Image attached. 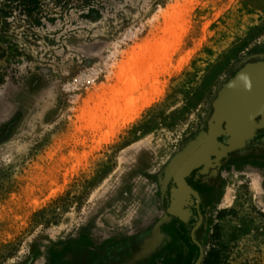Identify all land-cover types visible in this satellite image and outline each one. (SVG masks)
Returning a JSON list of instances; mask_svg holds the SVG:
<instances>
[{"label":"rangeland","instance_id":"obj_1","mask_svg":"<svg viewBox=\"0 0 264 264\" xmlns=\"http://www.w3.org/2000/svg\"><path fill=\"white\" fill-rule=\"evenodd\" d=\"M206 259L264 264V0H0V264Z\"/></svg>","mask_w":264,"mask_h":264},{"label":"bare ground","instance_id":"obj_2","mask_svg":"<svg viewBox=\"0 0 264 264\" xmlns=\"http://www.w3.org/2000/svg\"><path fill=\"white\" fill-rule=\"evenodd\" d=\"M168 50L169 44L162 40L153 46L142 48L138 55H134L130 58V62L127 65L122 66L119 77L123 80L119 86L112 90L113 96L111 100L113 101L111 102L110 109H116V105L121 101V97L123 98L122 101L125 100L128 105L135 106V99L132 95L144 84L149 82V78L152 74L158 73H155V71L160 65L159 62L166 61L168 58V53H170ZM93 114L95 115V113ZM97 115L99 116V113L96 114V116ZM98 119H101V117H98Z\"/></svg>","mask_w":264,"mask_h":264},{"label":"trees","instance_id":"obj_3","mask_svg":"<svg viewBox=\"0 0 264 264\" xmlns=\"http://www.w3.org/2000/svg\"><path fill=\"white\" fill-rule=\"evenodd\" d=\"M206 263H208V260L207 259L205 260V263L204 264H206Z\"/></svg>","mask_w":264,"mask_h":264}]
</instances>
